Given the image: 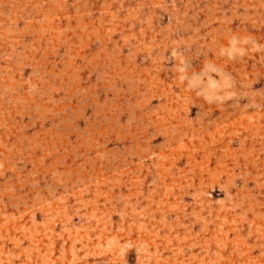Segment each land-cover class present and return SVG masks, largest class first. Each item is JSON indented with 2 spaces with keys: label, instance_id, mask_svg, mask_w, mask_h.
Segmentation results:
<instances>
[{
  "label": "rangeland",
  "instance_id": "obj_1",
  "mask_svg": "<svg viewBox=\"0 0 264 264\" xmlns=\"http://www.w3.org/2000/svg\"><path fill=\"white\" fill-rule=\"evenodd\" d=\"M0 264H264V0H0Z\"/></svg>",
  "mask_w": 264,
  "mask_h": 264
}]
</instances>
